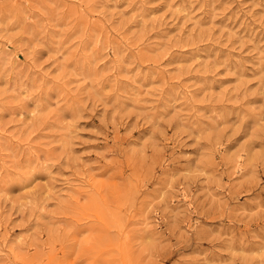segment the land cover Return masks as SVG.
Wrapping results in <instances>:
<instances>
[{
	"label": "rangeland",
	"instance_id": "1",
	"mask_svg": "<svg viewBox=\"0 0 264 264\" xmlns=\"http://www.w3.org/2000/svg\"><path fill=\"white\" fill-rule=\"evenodd\" d=\"M0 264H264V0H0Z\"/></svg>",
	"mask_w": 264,
	"mask_h": 264
}]
</instances>
